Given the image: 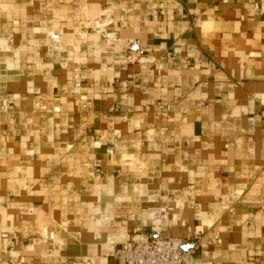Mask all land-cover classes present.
Listing matches in <instances>:
<instances>
[{
	"label": "crops",
	"instance_id": "crops-1",
	"mask_svg": "<svg viewBox=\"0 0 264 264\" xmlns=\"http://www.w3.org/2000/svg\"><path fill=\"white\" fill-rule=\"evenodd\" d=\"M194 231L264 264V0H0V264Z\"/></svg>",
	"mask_w": 264,
	"mask_h": 264
},
{
	"label": "built area",
	"instance_id": "built-area-1",
	"mask_svg": "<svg viewBox=\"0 0 264 264\" xmlns=\"http://www.w3.org/2000/svg\"><path fill=\"white\" fill-rule=\"evenodd\" d=\"M142 54L141 50L135 55H128V60ZM6 107V106H4ZM100 161L95 160V165ZM166 216V213H162ZM200 234L194 231L184 237L157 236L145 242L131 241L114 250L116 264H192L193 257L198 247ZM216 236L213 237V241ZM183 246H187L185 249Z\"/></svg>",
	"mask_w": 264,
	"mask_h": 264
},
{
	"label": "water",
	"instance_id": "water-1",
	"mask_svg": "<svg viewBox=\"0 0 264 264\" xmlns=\"http://www.w3.org/2000/svg\"><path fill=\"white\" fill-rule=\"evenodd\" d=\"M187 246H183V248L185 249Z\"/></svg>",
	"mask_w": 264,
	"mask_h": 264
}]
</instances>
